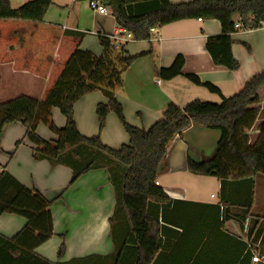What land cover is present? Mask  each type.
I'll return each mask as SVG.
<instances>
[{
  "label": "trees",
  "instance_id": "16d2710c",
  "mask_svg": "<svg viewBox=\"0 0 264 264\" xmlns=\"http://www.w3.org/2000/svg\"><path fill=\"white\" fill-rule=\"evenodd\" d=\"M108 6L117 23L134 38L150 39L151 28L186 18H216L222 33L207 38L206 48L214 62L237 70L240 62L232 45L236 16L245 29L264 24V0H99ZM52 0H30L13 7L10 0H0V63H12L14 69L28 71L46 79L40 99L21 95L0 102V138L11 122L25 125L26 138L33 144L35 159L65 164L73 169L70 184L90 170L107 169L115 191V210L109 218L114 252L91 254L61 261L66 253L63 243L60 260L53 262L36 253V248L54 235L51 206L63 193L48 200L40 191L27 187L10 172L0 173V216L17 214L27 223L14 237L0 234V264H156L162 248V221L172 200L158 185L160 166L168 156V146L193 124L217 129L221 137L214 153L201 161L188 158L193 174L217 177L224 190L227 183L264 175V120L259 135L251 142L250 131L264 108V71L250 78L244 88L222 102L195 99L185 107L171 103L162 117L149 129H140L125 118L123 105L116 98L122 86V74L135 61L121 46L119 53L109 36L100 35L104 55L81 49L84 34L69 32L61 25L48 23L45 16ZM251 52V46L242 42ZM185 58L179 55L170 68L161 71L171 79L183 74ZM187 77L212 92L220 89L204 83L195 74ZM100 89L108 98L97 106L100 131L108 113L114 112L130 137L119 149L105 145L100 135L80 133L74 116L75 103L86 93ZM58 107L66 125L58 127L52 110ZM44 123L57 135L46 140L37 133ZM24 140L18 141L19 146ZM220 218V206L215 207ZM177 223V222H176ZM219 223L222 224L219 220ZM243 252V250H242ZM251 254L247 252V259ZM244 263L243 261L240 264Z\"/></svg>",
  "mask_w": 264,
  "mask_h": 264
},
{
  "label": "crops",
  "instance_id": "0c3cea01",
  "mask_svg": "<svg viewBox=\"0 0 264 264\" xmlns=\"http://www.w3.org/2000/svg\"><path fill=\"white\" fill-rule=\"evenodd\" d=\"M13 7L30 0H10ZM180 3L191 0H170ZM236 22L240 17H235ZM48 23L61 25L69 32L83 33L81 49L97 56L105 53L100 35L109 36L119 53L121 46L129 56L136 57L122 74V86L116 98L123 105L128 123L149 129L174 103L185 107L195 99L222 102L241 91L254 75L264 71V24L254 29H237L232 35V52L240 62L237 70L216 64L206 48L207 38L222 33L216 18H186L165 25H156L150 39L128 38L112 13L100 14L91 8L90 0H52L45 16ZM131 33V32H130ZM132 34V33H131ZM242 42L251 46L249 52ZM179 55L185 58L183 74L171 79L161 71L170 68ZM195 74L204 83H212L220 93L212 92L191 81ZM46 79L28 71L16 70L12 63H0V97L7 100L28 95L40 99ZM5 89V90H4ZM8 89V94L6 91ZM8 95V96H7ZM0 99V102L7 101ZM108 102L100 89L83 95L74 105V116L80 133L100 135L102 142L119 149L130 141L120 119L114 112L106 118L100 131L97 106ZM55 124L62 128L66 117L55 107ZM264 120V108L250 131L251 142L259 135L258 125ZM21 122L4 126L0 138V173L10 172L27 187L37 189L54 201V235L36 248V253L50 261L59 259L58 251L65 243L61 261L83 258L91 254L114 252L109 218L115 210V191L105 168L90 170L70 184L73 169L65 164H53L47 159H35L34 144L26 138ZM37 133L46 140L57 135L44 123ZM221 137L217 129L193 124L168 146V156L160 166L157 183L171 198L166 222L162 221V248L156 264H264V175L227 183L210 175L193 174L188 170L191 158L201 161L211 156ZM24 140L19 146L17 142ZM220 206V218L215 207ZM219 220L222 224L219 223ZM177 222V223H176ZM23 216L5 213L0 216V234L14 237L25 227ZM243 250V252H242ZM247 252L251 255L246 259ZM253 255L260 260L254 262Z\"/></svg>",
  "mask_w": 264,
  "mask_h": 264
},
{
  "label": "built area",
  "instance_id": "2783aa9c",
  "mask_svg": "<svg viewBox=\"0 0 264 264\" xmlns=\"http://www.w3.org/2000/svg\"><path fill=\"white\" fill-rule=\"evenodd\" d=\"M90 5H91V8L94 10V11H96V12H98V13H100V14H108V13H112V11H111V9L108 7V6H106V5H104L103 3H101L99 0H90ZM235 28L236 29H245V27H244V25L242 24V22H241V20L240 21H238V22H236V24H235ZM155 28H151V30H154ZM246 30H248V29H246ZM127 37L128 38H130V37H132V34L130 33V32H128L127 33ZM252 260L254 261V262H257V261H259L260 260V258L256 255H253V258H252Z\"/></svg>",
  "mask_w": 264,
  "mask_h": 264
},
{
  "label": "rangeland",
  "instance_id": "374dc122",
  "mask_svg": "<svg viewBox=\"0 0 264 264\" xmlns=\"http://www.w3.org/2000/svg\"><path fill=\"white\" fill-rule=\"evenodd\" d=\"M5 90V89H4ZM6 94H8V89H7V91H6ZM8 96V95H7ZM7 98L8 97H6V95H5V97H0V99H4V100H7Z\"/></svg>",
  "mask_w": 264,
  "mask_h": 264
}]
</instances>
